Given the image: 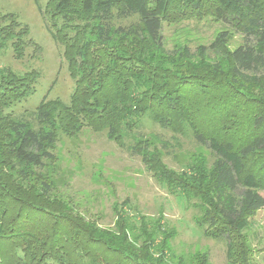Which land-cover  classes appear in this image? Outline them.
<instances>
[{
	"label": "trees",
	"instance_id": "16d2710c",
	"mask_svg": "<svg viewBox=\"0 0 264 264\" xmlns=\"http://www.w3.org/2000/svg\"><path fill=\"white\" fill-rule=\"evenodd\" d=\"M207 1L217 20L243 35L228 54L227 82L218 86L227 88L232 79L261 86L264 0ZM182 2L204 7L202 0H48L43 11L47 29L63 45L75 80L69 101L46 94L30 114L20 113L16 108L36 92L40 73L0 67V264H185L172 248L174 231L160 220L121 209L113 227H102L66 214L52 196L53 182L43 168L55 159L60 133L84 125L105 127L110 139L133 154L146 149L142 140L132 138L146 117L164 128L190 127L196 142L213 153L211 168L197 167L181 177L146 155L148 150L144 155L159 181L195 204L202 233L225 240L230 249L249 217L264 208V165L256 167L251 160L264 156V110L249 113L254 130L241 140L228 134L237 123L235 110L219 120L229 124L224 132L204 128L188 94L195 87L208 92L218 70L203 60L193 62L189 48L163 50V20ZM135 16L137 21L131 20ZM29 33V25L14 12L1 15L0 54L11 49L23 58L28 46L39 50ZM229 39V32H222L209 46H200L199 55L220 51ZM230 99L231 94L228 105H234ZM154 162L158 166L152 169ZM228 257L232 264H246L230 250Z\"/></svg>",
	"mask_w": 264,
	"mask_h": 264
},
{
	"label": "rangeland",
	"instance_id": "374dc122",
	"mask_svg": "<svg viewBox=\"0 0 264 264\" xmlns=\"http://www.w3.org/2000/svg\"><path fill=\"white\" fill-rule=\"evenodd\" d=\"M47 2L0 0V16L8 12L17 14L23 24L29 25V37L39 46V50L28 46L23 58H16L11 49L0 54V67L9 66L18 73L30 70L40 73L36 92L16 108L20 113L30 114L46 94L48 98L60 97L69 101L75 87L64 47L47 29L43 15ZM202 4L204 7L200 9L182 2L178 5L180 7L167 14L162 28L163 50L179 52L189 48L195 56L193 62L203 60L209 68L218 70L215 74L220 79H214L208 92L201 94L195 87L188 97L196 103L201 113L198 119L208 130L216 128L224 132L229 124L219 120L229 116L228 111L235 110L237 123L231 126L228 134L241 140L254 130L250 121L253 116L249 113L264 110V83L250 86L232 79L227 88L218 86L227 82L228 54L243 42V35L213 16L211 1L202 0ZM131 20L137 21V16ZM226 31L230 39L223 49L209 51L203 57L199 55L200 46H209ZM229 94L231 101L236 100L234 105H228ZM249 96L252 100L247 99ZM256 98L259 102H255ZM235 104L237 107L233 109L231 106ZM177 128H164L146 117L143 125L134 130L132 138L142 140L141 146L149 151L146 155L157 158L170 173L184 177L194 168H211L215 159L211 150L196 142L190 127L183 129L178 125ZM53 151L55 159L46 163L43 172L53 182L52 196L63 203L66 214L85 221H97L107 228L114 226L121 209L137 218L146 216L160 220L174 231L171 245L178 259L184 260L185 264H198L200 260L204 261L203 264H232L229 250L246 264H264V208L249 217L248 227L235 235L237 239L230 249L225 240L202 233L197 223L202 215L195 204H189L182 195H175L158 180L147 164L145 151L133 154L127 147L110 139L105 127L84 125L76 132H61ZM251 160L256 167L264 165V156ZM152 164H155L152 169L158 166L157 162ZM261 174L264 195V171ZM193 202L199 204L198 200Z\"/></svg>",
	"mask_w": 264,
	"mask_h": 264
}]
</instances>
